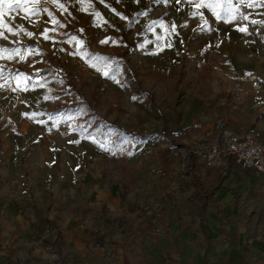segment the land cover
I'll return each instance as SVG.
<instances>
[{
    "label": "rangeland",
    "instance_id": "1",
    "mask_svg": "<svg viewBox=\"0 0 264 264\" xmlns=\"http://www.w3.org/2000/svg\"><path fill=\"white\" fill-rule=\"evenodd\" d=\"M7 3L0 22L17 34L0 24V46L20 53H0V264H117L120 248L123 264H158L131 246L142 226L181 264L184 230L264 224V190L215 166L201 176L212 196L190 206L184 166L221 140L216 125L264 142V26L250 22L264 7L225 22L187 0H57L66 10L41 5L53 23Z\"/></svg>",
    "mask_w": 264,
    "mask_h": 264
},
{
    "label": "crops",
    "instance_id": "2",
    "mask_svg": "<svg viewBox=\"0 0 264 264\" xmlns=\"http://www.w3.org/2000/svg\"><path fill=\"white\" fill-rule=\"evenodd\" d=\"M184 166L191 176L192 193L189 205L199 208L204 199L212 196V191H204L201 183L203 172L207 174L211 168L203 167L201 162L198 163L194 158L192 162L184 163ZM215 167H219L221 174L229 173L232 175L233 183H237V179H246L240 186L243 192L264 190L263 175L251 170H241L231 161H228L225 167ZM195 168L199 170V173L195 172ZM216 174L217 172H213L211 178V182L214 184L218 181ZM217 196L221 205H226L229 202L230 197L225 192L220 191ZM109 201L114 202V198H109ZM230 221V224L214 229L209 238L202 234L201 229L198 230L199 234L195 230H184L181 240L177 241L178 248H181V264H264V224H249L246 227H241L237 225L235 217ZM142 228L147 235L136 242L134 241L135 244L131 245L135 255H138V258L150 259L153 262L156 260L158 264H170L168 258L173 253L169 240L154 239L150 235V229L144 226ZM168 230L175 232L171 224ZM46 242L45 240L42 241L43 244ZM129 242L132 243L133 240ZM113 251L120 258L117 264H123V259L127 257L128 252L126 253L122 248L113 249Z\"/></svg>",
    "mask_w": 264,
    "mask_h": 264
},
{
    "label": "snow or ice",
    "instance_id": "3",
    "mask_svg": "<svg viewBox=\"0 0 264 264\" xmlns=\"http://www.w3.org/2000/svg\"><path fill=\"white\" fill-rule=\"evenodd\" d=\"M49 2L56 3V6L58 8L66 10L65 5L62 3H57V0H24V3L23 4H17V7L18 8H24L25 10H28L26 8V5L28 3H31L32 7L29 10L30 14L36 15L40 11H44V12H47L50 17H52L53 23H59V21H57L55 19L53 14L51 12H49L47 8L41 7V5L47 4ZM102 2H103V0H102ZM176 2L179 3L180 0H176ZM187 2L194 5V7L197 10L203 9V8H207V9L211 10L212 14L215 16L216 19L223 20L225 22H232V21H236V20H249V15L241 12L242 7H247L250 9H254V8H258V7H264V4L253 3V2H250V0H238V3H236V4H234L232 2V0H187ZM90 6L91 5H89V7ZM5 7H8L10 9L11 5L9 3H7V0H0V16L3 15V9ZM81 10L87 11L88 9L82 6ZM94 14L97 17H100V15H101L99 12H95ZM194 14H196V13H194ZM200 15H201V18L203 19V14L200 13ZM250 22L253 24L260 23L262 26H264V21L252 20ZM153 23H155V22H153ZM204 23L207 24L208 21L205 20ZM0 24H2V22H0ZM2 26L4 28H7L8 32H10L12 34H17L12 28H9L6 24H2ZM161 26L163 27L162 22H161ZM238 30L242 31V32H246L247 27L246 26L245 27H239ZM173 31H174V28H173ZM46 32H47V30H46ZM27 35L29 37H31L33 35V33L28 32ZM0 36H3L2 32H0ZM44 38L49 39V37L46 34L44 35ZM73 39L75 40L76 38L73 37ZM107 42H108L107 39L101 41V43H107ZM113 43H115V41H113ZM0 53H9V56L7 58L11 59L15 55L20 53V49L19 48L8 49V48H4V47L0 46ZM0 58H4V57H0ZM20 59L21 60L25 59V56L20 55ZM98 60H99V58H98ZM92 66L95 67L97 69V71H101L103 73V75L109 76L111 65L98 62V63H94ZM21 77H24V79H29L28 77H25L23 73H18V74L13 75V79H19ZM112 78L115 79V77H112ZM4 86H6V85H0V87H4ZM21 90H27V88L25 87ZM33 115H35V114H33Z\"/></svg>",
    "mask_w": 264,
    "mask_h": 264
},
{
    "label": "built area",
    "instance_id": "4",
    "mask_svg": "<svg viewBox=\"0 0 264 264\" xmlns=\"http://www.w3.org/2000/svg\"><path fill=\"white\" fill-rule=\"evenodd\" d=\"M215 128L221 140L192 151L196 161L205 168L225 167L231 161L241 170H251L264 176V142L257 141L248 133L231 135L219 125Z\"/></svg>",
    "mask_w": 264,
    "mask_h": 264
},
{
    "label": "trees",
    "instance_id": "5",
    "mask_svg": "<svg viewBox=\"0 0 264 264\" xmlns=\"http://www.w3.org/2000/svg\"><path fill=\"white\" fill-rule=\"evenodd\" d=\"M186 156H187V158L185 159L184 163H189V162L193 161V156H192L191 152H188Z\"/></svg>",
    "mask_w": 264,
    "mask_h": 264
}]
</instances>
